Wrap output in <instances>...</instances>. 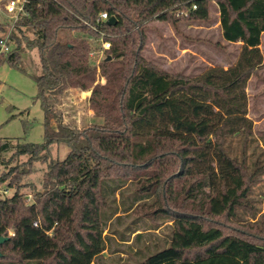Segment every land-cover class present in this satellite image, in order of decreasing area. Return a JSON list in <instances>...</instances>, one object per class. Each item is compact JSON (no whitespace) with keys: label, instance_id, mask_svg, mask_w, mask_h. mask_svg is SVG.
Returning a JSON list of instances; mask_svg holds the SVG:
<instances>
[{"label":"trees","instance_id":"16d2710c","mask_svg":"<svg viewBox=\"0 0 264 264\" xmlns=\"http://www.w3.org/2000/svg\"><path fill=\"white\" fill-rule=\"evenodd\" d=\"M212 2L224 41L240 43L233 65L184 77L142 57L147 22L204 21ZM24 8L11 29L0 21L9 46L0 65L36 84L43 143L0 138V186L12 191L0 196V264H264V214L246 224L264 200L254 193L264 139L254 136L246 91L263 68L264 0H33ZM102 42L109 48L92 63ZM34 49L36 75L22 57ZM69 89L90 92L100 124L61 122ZM110 138H128L129 149H103ZM60 144L63 160L51 154ZM34 163L44 167L37 183ZM140 207L154 210L133 219ZM163 224L168 232L154 235Z\"/></svg>","mask_w":264,"mask_h":264},{"label":"rangeland","instance_id":"374dc122","mask_svg":"<svg viewBox=\"0 0 264 264\" xmlns=\"http://www.w3.org/2000/svg\"><path fill=\"white\" fill-rule=\"evenodd\" d=\"M0 21L4 17L3 6L0 2ZM8 20V19H6ZM146 41L141 52L142 57L169 74L194 77L210 67L228 68L233 65L240 51V43H227L221 36L219 13L215 2L208 8L206 20H181L176 25L152 20L146 23ZM92 47L97 48L100 44L96 40L89 39ZM101 46V45H100ZM260 51L263 57V68L249 79L247 83L248 96V118L253 123V133L256 139L262 142L264 139V33L261 37ZM26 70L31 74H39L40 65L36 50L27 51L22 56ZM92 63H99L103 58L98 52L90 56ZM104 83V78H97ZM90 92H81L77 89L67 90L61 97L60 111L61 122L77 129H84L95 124H100L101 119L95 118L93 112L88 108L87 99ZM37 87L34 81L27 75L22 74L6 63L0 65V138L18 141L20 143L42 144L43 143V111L38 101ZM55 126V121H51ZM128 138L105 139L101 147L108 151L119 148L129 149ZM68 149L60 144L52 148L53 158L63 160ZM10 154L6 155L8 158ZM26 158L21 157L20 162ZM36 173L29 177L30 181L38 182L41 173L38 171L43 167L40 163H34ZM3 168L0 167V173ZM264 192V175L255 184L254 193ZM12 191H4L0 186V196H10ZM261 213L255 220L248 219L246 224L251 225L260 214H264V200L258 206ZM152 207H140L133 214L135 217L149 213ZM148 216L145 220H152ZM123 221V220H122ZM131 219H126L122 224L126 225ZM160 221L153 220L152 224ZM120 229H122L120 227ZM247 230V228H246ZM140 232V231H139ZM168 232L166 226L160 225L154 230V235L163 237ZM106 233V232H105ZM104 233V234H105ZM133 235L130 236V241ZM118 248V246H114ZM122 250L123 248H118Z\"/></svg>","mask_w":264,"mask_h":264},{"label":"built area","instance_id":"2783aa9c","mask_svg":"<svg viewBox=\"0 0 264 264\" xmlns=\"http://www.w3.org/2000/svg\"><path fill=\"white\" fill-rule=\"evenodd\" d=\"M30 1L33 0H6L3 6V13L4 17L8 19V24H9V29L13 27L15 22L17 21L18 18L25 16V5L29 3ZM195 8V7H193ZM100 21H106L108 19L106 13H101L99 16ZM7 37L8 34L4 37L3 40L0 41V49L2 52H7L9 50V46L7 45ZM109 48V43L102 42L101 43V50L98 51L100 56L103 58V50ZM95 53V52H93ZM90 56H92V54Z\"/></svg>","mask_w":264,"mask_h":264},{"label":"water","instance_id":"95a60500","mask_svg":"<svg viewBox=\"0 0 264 264\" xmlns=\"http://www.w3.org/2000/svg\"><path fill=\"white\" fill-rule=\"evenodd\" d=\"M116 23V19L114 17H110L105 21V24L107 26H113ZM110 57L108 56L106 60H109ZM7 238L0 237V244H2L4 241H6Z\"/></svg>","mask_w":264,"mask_h":264}]
</instances>
